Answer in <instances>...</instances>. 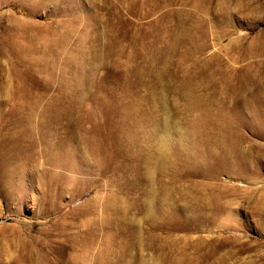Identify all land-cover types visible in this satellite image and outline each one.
<instances>
[{
  "label": "rangeland",
  "instance_id": "374dc122",
  "mask_svg": "<svg viewBox=\"0 0 264 264\" xmlns=\"http://www.w3.org/2000/svg\"><path fill=\"white\" fill-rule=\"evenodd\" d=\"M0 264H264V0H0Z\"/></svg>",
  "mask_w": 264,
  "mask_h": 264
}]
</instances>
